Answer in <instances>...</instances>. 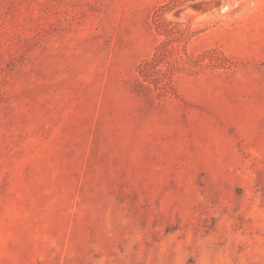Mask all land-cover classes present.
<instances>
[{"label":"rangeland","instance_id":"1","mask_svg":"<svg viewBox=\"0 0 264 264\" xmlns=\"http://www.w3.org/2000/svg\"><path fill=\"white\" fill-rule=\"evenodd\" d=\"M0 264H264V0H0Z\"/></svg>","mask_w":264,"mask_h":264}]
</instances>
